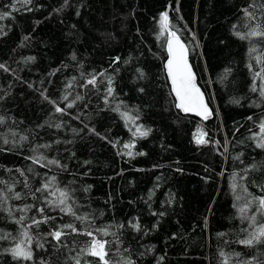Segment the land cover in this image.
Masks as SVG:
<instances>
[{"label": "trees", "instance_id": "trees-1", "mask_svg": "<svg viewBox=\"0 0 264 264\" xmlns=\"http://www.w3.org/2000/svg\"><path fill=\"white\" fill-rule=\"evenodd\" d=\"M12 3L0 0V12L11 13L0 19V64L9 69H0V115L6 118L0 125V180L15 183V191L27 197L11 205L36 206L27 216L40 219L37 208L44 207V215L56 217L33 233L69 222L81 231L87 227L51 210L41 193L32 199L31 191L55 175L58 187L69 189L78 212L92 214L91 227L111 225L109 231L123 241L121 253L135 264H223L221 251L264 260V246L246 248L235 242L247 226L238 210L246 197L240 185L255 196L264 195L259 187L264 183V149L251 138L264 118L259 79L257 91H252L253 72L260 68L255 57L264 55V39L248 41L235 35L248 30L245 25L251 22L242 10L253 0H68L67 5L64 0H32L25 7L17 4L19 11L10 7ZM165 11L171 30L188 45V61L212 109L209 120L183 115L175 106L164 71L167 33L161 35L159 25ZM249 11L264 20L259 8ZM253 46L257 51L250 55ZM91 73L97 74L95 87L86 85ZM73 77L76 81L68 88ZM41 92L60 107L77 95L83 99L61 114ZM68 93L69 100L60 102ZM117 106L119 111L114 110ZM141 126L150 129L147 137L133 136ZM93 127L99 136L89 131ZM198 129L207 133L203 139L208 143L195 142ZM4 134L15 139L16 147L3 143ZM21 136L28 139L21 141ZM43 144L51 147L39 152L58 159L67 170L42 168L25 159L36 155L33 146ZM252 165L256 167L245 174ZM135 223L140 231L131 227ZM19 229L0 212V230L19 239ZM66 231L60 245L51 236L40 240L43 250L34 243V261H14L3 250L16 241L0 240V264H39L40 257L47 264H74L70 257L91 238ZM115 248L113 244V253ZM235 262L233 256L230 264Z\"/></svg>", "mask_w": 264, "mask_h": 264}, {"label": "snow or ice", "instance_id": "snow-or-ice-1", "mask_svg": "<svg viewBox=\"0 0 264 264\" xmlns=\"http://www.w3.org/2000/svg\"><path fill=\"white\" fill-rule=\"evenodd\" d=\"M32 3V0H14V3L10 5V7L14 11H19L17 8V4L21 7H25ZM68 0H64V4L67 5ZM249 8H259L264 13V0L260 4H256L255 0L253 3L249 5V7L244 8L242 11L244 16L250 21V24H246L245 27L248 29L245 32H235V35L241 40L252 41L254 38L264 39V20H258L257 16L253 11H249ZM31 10V9H28ZM59 11V9H57ZM10 12H0V19L9 16ZM160 25V34L164 35L167 33V51H168V60L165 65L167 74L171 79L172 91L175 93L176 100L178 103L176 107L183 110L185 113H195V115L202 117L204 120H207L211 115V110L208 107V104L205 102L204 94L201 92L200 88L197 86L195 75L192 71V68L188 61V45H186L177 35L176 31L171 30V26L169 23V14L167 11L161 13L159 19ZM235 28V25L233 26ZM27 39V37H25ZM193 39L195 36L193 35ZM257 48L253 46L250 48V55L253 52H256ZM29 59H34L30 57ZM72 59L75 60L76 57L73 54ZM119 57L116 58V61H119ZM257 64L260 65L258 71L253 72V85L252 91H257V87L255 81L259 79L261 81L259 87V95L261 98H264V55H258L255 57ZM249 68L252 69V64H249ZM0 69H4V71H9V69L4 65L0 64ZM59 71V69L54 70L50 75H55V72ZM103 77L105 74L101 72L98 74ZM141 75H143L141 73ZM90 78L86 79V85H92L95 87L98 83L97 74L91 73L89 74ZM81 78H84V74L81 73ZM76 81V77L72 78V82H70L67 87L71 88L72 83ZM102 82V81H101ZM109 87L107 88V96H111L114 89L111 87L112 80L108 78ZM82 85V86H86ZM31 87V85H29ZM46 91V90H45ZM143 91V89H141ZM41 95L45 100H48L54 106L55 112L66 114V110L70 109L74 106L76 100H82L83 97L77 95L73 101L68 102L65 107H60V103L55 100H51L48 96L41 92ZM69 95L65 94L61 97L60 102H66L69 100ZM107 96L105 97V103H108ZM3 97H0L2 99ZM238 102V101H236ZM115 111H119V106H117ZM122 116L127 118V113H122ZM78 119L79 117H75ZM249 120L252 117H248ZM6 121V118L0 115V125H3ZM56 128H60V124L55 125ZM87 127V125H85ZM75 132L76 129H73ZM90 132L95 133L96 135H100V133L96 132L95 128L89 129ZM150 129L143 130L142 126L137 127L136 131L133 132V136H136L137 133L141 137H147ZM198 132H202L201 129L197 130ZM13 137H15L16 133H12ZM203 136H206L207 133H203ZM104 138V137H101ZM256 141V147L260 149H264V118L260 120L259 123V132L254 133L251 137ZM28 139L27 136H21V141H26ZM60 141H56L59 143ZM198 145L208 143L207 140L203 139L202 136L197 138L195 141ZM3 143L5 145L12 144L13 147H16L17 142L15 139L10 141L7 138V135L4 134ZM216 144H219V141H215ZM227 143V141H226ZM50 144L43 145H35L31 148L33 153L36 155L25 157V159L31 160L34 164H38L42 168L49 167L50 165H55L60 168L62 171L67 170V165H62L60 161L56 158L49 159L44 153H40V148H50ZM125 148H129L130 145L125 144ZM4 149H0L3 151ZM11 149H9L10 151ZM225 151H227V147H225ZM139 155H143L144 153H138ZM127 155L131 156L132 153L129 151ZM242 155V153H241ZM239 159L240 157H235ZM87 163V161L85 162ZM256 165H252L251 168L244 169L245 174L251 169H254ZM11 171V169H9ZM16 171L20 172L21 175H24V172L21 169H16ZM29 172L32 171L31 168L28 169ZM47 175V173H45ZM236 174H233L235 178ZM241 180L246 179L245 176L240 177ZM0 212L5 213L14 223L20 225L19 229V239L16 236H13L11 233L3 232L0 230V240L11 239L16 241L13 247L6 248L3 251L5 253H9L14 261H34L35 253L33 249V244L35 243V247L37 249H44L45 245L40 242L42 238H46L47 236H51L56 242L57 245L62 243V237L71 233H76L79 235H86L91 239L86 242L84 247H81L79 251L76 252L75 256H71L70 259L74 261V264H135V261L131 259L130 256H124L120 251V245L123 241L120 239V236L116 232H110L109 228L111 225H106L103 227H91L94 224V219L92 218V214L90 213H79L78 207H74L75 201L69 191L68 188H60L58 187V181L55 175L49 177L47 180L43 181L41 186L36 188L34 191H31L32 199H37L36 193H41L43 196L45 204L53 211L59 210L60 213L64 215H68L74 218L75 221H79L82 224H85L87 227L81 231V229L77 228L76 224L73 222L64 223L59 225L54 230H51L46 233H40L39 231L33 233L32 229H39L41 224H48L49 221H54L56 219L55 216L44 215L45 208L40 207L37 208V211L41 213V218L37 219L35 216L29 217L26 214L31 211L34 207L33 204H24L23 206L11 205L9 202L12 200H22L27 197L22 193L15 191L16 184H9L7 181L0 180ZM24 187L30 189V185L27 181L24 182ZM90 187V186H89ZM237 185L234 183L233 188L235 189ZM243 191L246 193L245 203L243 206L239 207L240 219L241 222H247V226L242 228L240 231L243 233L241 238H238L235 242L239 245L246 248H255L256 246H264V195L255 196L251 193L247 192V188L243 185H240ZM259 187L264 189V183L260 184ZM87 191L88 189H84ZM44 193H47L45 196ZM49 197H52L50 199ZM241 196L237 195V200H240ZM72 201V202H70ZM253 205L255 206V210L253 211ZM19 212L21 215L19 217L15 216L14 213ZM161 213L160 215H163ZM103 215V213H101ZM30 223H25V221H29ZM119 227H123L120 225ZM131 227L140 231V225L138 223L132 224ZM219 235H224L223 233ZM112 236L113 240L104 239V237ZM116 245L115 252L113 253L112 246ZM72 251H76L75 248L71 249ZM128 249H124V252H127ZM143 255V253H140ZM221 257H223V264H230L231 258L234 256L236 258L235 264H264V260H261L258 256H251L248 258H243L241 253H224L220 252ZM264 255V253H262ZM87 256L98 258L94 261H89L86 259ZM115 257H118L116 259ZM163 259V257H161ZM39 264H47V261L44 260L43 257H40Z\"/></svg>", "mask_w": 264, "mask_h": 264}, {"label": "water", "instance_id": "water-1", "mask_svg": "<svg viewBox=\"0 0 264 264\" xmlns=\"http://www.w3.org/2000/svg\"><path fill=\"white\" fill-rule=\"evenodd\" d=\"M182 40V39H181ZM183 41V40H182ZM165 47H166V53H167V56H166V59H165V61H164V71H165V75H166V78H167V81H168V84H169V87H170V92H171V94H172V96H173V98H174V100H175V106H176V104L178 103V101L176 100V97H175V93L172 91V84H171V79L169 78V76H168V74H167V70H166V67H165V65H166V63H167V60H168V51H167V37H166V41H165ZM190 64V63H189ZM191 66V65H190ZM192 68V67H191ZM192 71H193V69H192ZM193 73H194V71H193ZM194 75H195V73H194ZM195 78H196V75H195ZM197 83V82H196ZM197 86H198V84H197ZM199 87V86H198ZM200 88V87H199ZM200 90H201V88H200ZM201 92L203 93V91L201 90ZM204 94V93H203ZM204 98H205V102L207 103V99H206V96H205V94H204ZM208 104V103H207ZM208 107H209V109L211 110V115L209 116V118L207 119V120H209V119H211L212 118V115H213V113H212V109L210 108V106L208 105ZM177 108V107H176ZM183 115H190V116H194V117H196V118H198V119H200V120H204L202 117H199V116H197V115H195V113H185L183 110H181V109H179V108H177Z\"/></svg>", "mask_w": 264, "mask_h": 264}, {"label": "rangeland", "instance_id": "rangeland-1", "mask_svg": "<svg viewBox=\"0 0 264 264\" xmlns=\"http://www.w3.org/2000/svg\"><path fill=\"white\" fill-rule=\"evenodd\" d=\"M196 134H197V135H196V136H197L196 138H200V136L203 134V132H198V131H197Z\"/></svg>", "mask_w": 264, "mask_h": 264}]
</instances>
